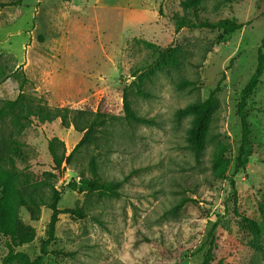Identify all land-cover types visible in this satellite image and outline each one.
<instances>
[{
  "label": "rangeland",
  "instance_id": "rangeland-1",
  "mask_svg": "<svg viewBox=\"0 0 264 264\" xmlns=\"http://www.w3.org/2000/svg\"><path fill=\"white\" fill-rule=\"evenodd\" d=\"M8 1L0 0V102L15 99L25 78L23 91L50 107L95 110L102 102L116 117L96 146L73 155L55 183L62 192L58 208L82 207L85 218L60 214L44 254L50 211L41 208L39 220L31 221L20 209L36 235L15 251L42 256V264H202L208 251L209 264H264V72L247 106L251 156L233 173L241 136L237 104L264 37V0H203L194 15L184 11L183 0H22L1 6ZM180 17L229 18L242 28L229 36L177 29ZM167 48L177 49L174 63L160 56ZM136 81L152 97H132V106L152 125L123 119L121 90ZM216 87L218 109L196 161L185 142L190 118L175 112L205 100ZM80 136L58 120L34 121L19 139L25 155L16 161L18 170L40 178L52 168L47 141L59 138L69 153ZM217 146L225 147L220 178L212 168ZM90 157L102 181L120 183L118 196L90 201L65 187L90 177ZM6 242L0 236V264Z\"/></svg>",
  "mask_w": 264,
  "mask_h": 264
},
{
  "label": "trees",
  "instance_id": "trees-1",
  "mask_svg": "<svg viewBox=\"0 0 264 264\" xmlns=\"http://www.w3.org/2000/svg\"><path fill=\"white\" fill-rule=\"evenodd\" d=\"M230 0H226L228 2ZM22 0H10L2 3L3 7L19 6ZM221 3V2H220ZM219 3V4H220ZM215 6L218 7V5ZM181 6L184 11L195 13L203 10V0H183ZM177 29H210L219 30L223 35L229 36L242 28V24L229 18L210 21L196 19L191 21L185 17L176 18ZM177 49L167 48L161 52V57L168 55L170 63L177 61ZM163 61L166 62L164 59ZM264 72V37L257 48V63L254 72L249 77L246 85L240 93L237 104V116L240 122V144L235 158L236 165L233 173L247 166L251 156L250 125L248 123L247 106L255 94L260 79ZM25 78L19 86V93L13 100L0 102V236L4 237L7 254L2 259V264H42L43 257L30 259L22 252L15 249L28 245L35 239V229L25 224L19 216V210L24 209L31 221H38L41 208L50 211V219L46 231V239L42 242V251L47 253V248L55 239V225L60 214H68L73 220L85 218L84 208L59 209L61 190L55 187L58 178L61 177L67 165L70 164L73 155L82 149L96 146L99 136L105 134V127L110 125L116 117L109 114L100 102L95 110L71 109L69 107H50L41 99L27 95L23 91ZM218 87L212 90L208 97L202 101H195L176 110L177 118H190L189 128L186 131L185 142L187 149L194 159L199 161L208 142V129L218 109L216 93ZM132 97L148 99L151 94L144 91L139 82H132L123 86L121 90L123 119L129 124L152 125L150 119L139 116L132 106ZM58 120L63 128H72L80 134L79 141L71 152H67L65 144L57 137L47 141V152L52 164L51 171H45L40 178H32L29 174L19 171L16 161L25 154L22 151V143L19 139L34 121L38 124L51 123ZM224 146H217L212 158V168L217 178L225 173L222 166ZM90 177L80 176L78 182L70 181L66 188L77 191L88 200H101L107 197L119 195L120 183L118 181H102L98 176V168L95 157H90L88 162ZM233 195L236 194L234 181L231 179ZM255 231L259 228L253 220L243 218ZM210 252L204 257L202 264H209Z\"/></svg>",
  "mask_w": 264,
  "mask_h": 264
}]
</instances>
